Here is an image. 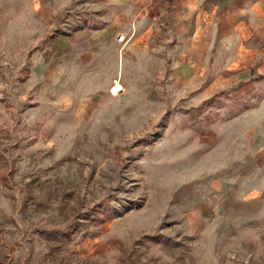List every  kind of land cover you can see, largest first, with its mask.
Wrapping results in <instances>:
<instances>
[{
    "label": "rangeland",
    "instance_id": "1",
    "mask_svg": "<svg viewBox=\"0 0 264 264\" xmlns=\"http://www.w3.org/2000/svg\"><path fill=\"white\" fill-rule=\"evenodd\" d=\"M188 10L0 0V264H264V80Z\"/></svg>",
    "mask_w": 264,
    "mask_h": 264
},
{
    "label": "crops",
    "instance_id": "2",
    "mask_svg": "<svg viewBox=\"0 0 264 264\" xmlns=\"http://www.w3.org/2000/svg\"><path fill=\"white\" fill-rule=\"evenodd\" d=\"M197 2L185 0L189 6L186 17H190L198 29L203 20L211 21L213 37L222 32L223 44L228 45L231 54L227 65L234 67L245 59L246 65L254 68L256 79L264 80V0H201V4L205 3L202 8ZM234 53L243 56L235 59ZM3 119L4 108L0 106V122Z\"/></svg>",
    "mask_w": 264,
    "mask_h": 264
},
{
    "label": "built area",
    "instance_id": "3",
    "mask_svg": "<svg viewBox=\"0 0 264 264\" xmlns=\"http://www.w3.org/2000/svg\"><path fill=\"white\" fill-rule=\"evenodd\" d=\"M124 38H125L124 36H121V38H120V39H121V40H124Z\"/></svg>",
    "mask_w": 264,
    "mask_h": 264
},
{
    "label": "bare ground",
    "instance_id": "4",
    "mask_svg": "<svg viewBox=\"0 0 264 264\" xmlns=\"http://www.w3.org/2000/svg\"><path fill=\"white\" fill-rule=\"evenodd\" d=\"M120 41H123V40L120 39Z\"/></svg>",
    "mask_w": 264,
    "mask_h": 264
},
{
    "label": "trees",
    "instance_id": "5",
    "mask_svg": "<svg viewBox=\"0 0 264 264\" xmlns=\"http://www.w3.org/2000/svg\"><path fill=\"white\" fill-rule=\"evenodd\" d=\"M216 1H218V0H216Z\"/></svg>",
    "mask_w": 264,
    "mask_h": 264
}]
</instances>
